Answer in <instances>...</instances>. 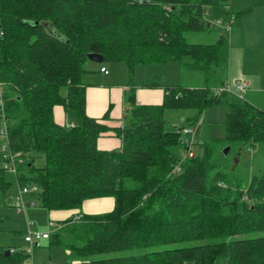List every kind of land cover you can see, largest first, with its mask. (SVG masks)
I'll list each match as a JSON object with an SVG mask.
<instances>
[{
  "label": "trees",
  "instance_id": "16d2710c",
  "mask_svg": "<svg viewBox=\"0 0 264 264\" xmlns=\"http://www.w3.org/2000/svg\"><path fill=\"white\" fill-rule=\"evenodd\" d=\"M224 1L0 0V129L6 122L8 130L0 143L27 160L19 167L20 184H36V198L48 210H80L86 199L114 197L109 212L77 211L79 221H64L80 224L78 240L68 242L60 231L48 238L76 255L65 264H264V167L247 186L234 183L211 143L203 156L184 158L193 145L187 126L171 128L165 119L167 110L193 109L197 115L188 123L195 125L204 111L223 104L228 144L239 150L264 144V109L217 93L229 80L232 31L220 27L214 43H189L185 36L215 26L207 13L234 17ZM253 5L264 7V0ZM91 52L126 63L132 76L137 65L177 61L203 71L207 84L166 86L160 104H137L131 92L127 123L117 129L122 145L103 150L98 138L108 127L88 116L82 82ZM58 104L79 123L59 125ZM5 250L0 246V264H24L32 254Z\"/></svg>",
  "mask_w": 264,
  "mask_h": 264
},
{
  "label": "rangeland",
  "instance_id": "374dc122",
  "mask_svg": "<svg viewBox=\"0 0 264 264\" xmlns=\"http://www.w3.org/2000/svg\"><path fill=\"white\" fill-rule=\"evenodd\" d=\"M230 5V11L234 16L233 29L238 30V39L230 35L229 48V82L231 89L240 102L245 99L249 100L261 109H264V7L253 5V0H225ZM251 8L248 12L247 9ZM241 12V15L237 13ZM243 12V13H242ZM224 20V19H223ZM222 30L218 26H212L206 31H188L185 36L189 43H214L216 42ZM186 60H189L187 58ZM114 61H105L108 65ZM93 62L87 61L86 69ZM146 66V65H145ZM149 66V65H148ZM148 73L152 70L156 71L153 81L163 85H184V86H202L206 85V77L204 72L199 69H192L185 65L181 68L179 63L168 62L166 64L150 65ZM167 66V67H165ZM144 67V66H143ZM155 68V69H151ZM154 73V72H153ZM256 80L252 82L251 80ZM237 82H245L248 85L247 90L241 94L237 91ZM165 87V86H164ZM165 89V88H164ZM255 97L252 98L250 91H257ZM227 107L223 104H214L204 111L197 123L199 129L194 137L191 149L195 156H203L205 151V143H211L214 156L219 157L220 164H225V170L235 174L234 183L241 186H247L252 175L264 167V144L258 143L253 147H243L239 150L236 145H230L226 141V116ZM197 115V111L193 109H171L165 114L166 124L168 127L189 126L188 119ZM230 147L229 153H223L226 147ZM3 145L0 143V168L5 169V158L2 153ZM24 167L27 165L25 159ZM5 178L10 182L7 191L0 190V246L5 249L23 250L31 249L32 254L28 259V264H64L77 260L75 254H66V250L59 244L52 243L51 239L35 241L33 245L25 240V234L29 232L27 222L33 223V230H41L47 226V232L55 233L57 226L49 227V210L43 207L39 200L35 198L36 205L28 207L27 213L20 212L16 207V194L19 190L17 174L11 170H4ZM114 206L113 196H104L86 199L82 205L83 212L100 215L111 211ZM31 210V211H30ZM46 212L48 219L40 215L38 212ZM36 213L32 215L30 212ZM63 211V210H61ZM59 213L64 216V212L68 214L64 217L76 219L79 221L77 214H73L68 210ZM66 214V213H65ZM76 215V216H74ZM61 222H58V225ZM81 232L80 224H68L62 231L61 238L68 242L75 241ZM261 234L264 235V232ZM78 240V239H77ZM130 251L123 252H106L97 254L94 258H111L119 255L130 254ZM33 255V257H32ZM185 264H194L187 261Z\"/></svg>",
  "mask_w": 264,
  "mask_h": 264
},
{
  "label": "crops",
  "instance_id": "0c3cea01",
  "mask_svg": "<svg viewBox=\"0 0 264 264\" xmlns=\"http://www.w3.org/2000/svg\"><path fill=\"white\" fill-rule=\"evenodd\" d=\"M238 35H239L238 30L236 31L234 28L231 32V36L232 37L234 36V39L237 40ZM91 62H93L94 65H89L88 69H86L85 67V72L82 75V82L86 86V112L88 116L101 120L108 127V130L98 138V147L103 150L118 149L122 145V139L118 136L117 129L123 128L127 123V118L125 117L127 95L130 94L131 92H134L137 104H160L164 99V93H165L164 88L166 86H172V85H163L160 83L155 84V81H153V77L155 76V72H157V68L156 71L152 70L151 73L149 74L148 67H153L150 65H157V64H146V66L137 65L132 76L130 73V69L128 68L127 64L124 62L114 61L110 65H108V63L105 62L103 63H96L94 61ZM171 62H176V61H171ZM102 66H105L107 68L108 71L107 73L101 71ZM179 67L181 72V68H183L184 66L179 63ZM151 69H155V68H151ZM229 77H230V73L228 71V79ZM251 81L255 82L256 80L252 79ZM204 86L205 85L196 86V87H204ZM189 87H195V86H189ZM259 91L261 90L257 89V91L252 90L249 93H251L252 98H254L255 93ZM106 114L108 115L107 117H105ZM54 119L59 125L66 127H69V125L71 124H74L75 126L79 123L78 118L76 117L75 113L72 110H66L63 105H59V104L54 106ZM61 210H49L48 212L49 219L46 212H43V210H40L42 212H38V213H40V215L42 216H45L49 220L48 221L49 227L57 226L58 229L56 230V232L58 231L61 232V229L63 231L66 227L64 221L70 219V218L65 219L66 217H64L68 214L67 212H64L63 217L60 216L59 213ZM68 211H70L71 213L73 211V214H75V212L77 211H80L82 214L83 213L89 214L83 212L82 208L80 210H68ZM30 213L32 215L36 214L34 212L33 213L30 212ZM80 216L81 214H77V219ZM59 221L61 223L58 225ZM32 225L33 223L27 222L28 230L32 229ZM41 230L47 232L49 229L47 228V226H45ZM44 240H48V239H44ZM65 252L68 255L73 254L69 249H67ZM28 261L29 260L27 259L24 262V264H28L29 263Z\"/></svg>",
  "mask_w": 264,
  "mask_h": 264
},
{
  "label": "built area",
  "instance_id": "2783aa9c",
  "mask_svg": "<svg viewBox=\"0 0 264 264\" xmlns=\"http://www.w3.org/2000/svg\"><path fill=\"white\" fill-rule=\"evenodd\" d=\"M207 16L211 24L221 27L227 32H231L233 30L234 17H231L229 21H224L222 18L210 19L208 13H207ZM101 71L106 72V73L108 72L105 66H102ZM236 89L239 93L243 94L247 90V83L237 82ZM223 92H229L234 95L231 89L229 80L226 82V84L217 88L218 94H221ZM0 106H3V99L1 98V96H0ZM3 115H4V112H3ZM71 126H74V124L69 125V127ZM198 127H199V124L197 123L195 125H189L184 129V133L190 136L189 137L190 145L193 144L194 142L193 140H194L195 135L198 132V129H199ZM0 135L3 140L8 137V130H7L6 122L4 123L3 127L0 129ZM3 151H4L5 162H6L5 169L15 172L18 178L19 167L22 166L25 162V159L22 157V153L8 151L7 143L3 144ZM193 155H194L193 151L191 149H188L186 150L184 154V158L187 156L191 157ZM180 168H181L180 163L176 164L173 172L179 171ZM18 183H19V190L15 197L16 207L18 208L20 212L26 213L28 207H32L37 204L35 201V198L39 191V188L36 184L21 185L19 180H18ZM50 236H51L50 232L29 229V232L25 234V240L31 245H33L35 241H41L44 239H48L50 238ZM28 250L30 252L32 251L31 249H28Z\"/></svg>",
  "mask_w": 264,
  "mask_h": 264
},
{
  "label": "water",
  "instance_id": "95a60500",
  "mask_svg": "<svg viewBox=\"0 0 264 264\" xmlns=\"http://www.w3.org/2000/svg\"><path fill=\"white\" fill-rule=\"evenodd\" d=\"M88 58L89 60L91 61H94L96 63H103L104 60H105V57L103 54H100V53H96V52H91V53H88ZM229 150H230V147H226L223 151V153L225 155H227L229 153ZM11 253V250L10 249H6L5 250V254L8 255Z\"/></svg>",
  "mask_w": 264,
  "mask_h": 264
}]
</instances>
